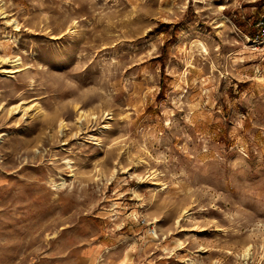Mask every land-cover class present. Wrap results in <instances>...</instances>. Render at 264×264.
<instances>
[{
  "label": "rangeland",
  "instance_id": "rangeland-1",
  "mask_svg": "<svg viewBox=\"0 0 264 264\" xmlns=\"http://www.w3.org/2000/svg\"><path fill=\"white\" fill-rule=\"evenodd\" d=\"M262 15L0 0V264H264Z\"/></svg>",
  "mask_w": 264,
  "mask_h": 264
},
{
  "label": "bare ground",
  "instance_id": "bare-ground-1",
  "mask_svg": "<svg viewBox=\"0 0 264 264\" xmlns=\"http://www.w3.org/2000/svg\"><path fill=\"white\" fill-rule=\"evenodd\" d=\"M19 59V57H16L15 59H14V61H16V60H18ZM91 116V112H82L79 116H78V119H80L81 117H82V119L85 121V122H88L89 120H90V117ZM82 124V123H81ZM81 124L80 125H78V128L79 129H81ZM63 126H65L63 123H61L60 122V128H59V130L62 132V128H63ZM112 154V153H111ZM66 164H67V166L69 167V171H71L72 170V164L70 163V160L68 159V160H66ZM64 181H62L61 183H63ZM248 250H249V246H247V247H245V249H244V253H247L248 252Z\"/></svg>",
  "mask_w": 264,
  "mask_h": 264
},
{
  "label": "built area",
  "instance_id": "built-area-1",
  "mask_svg": "<svg viewBox=\"0 0 264 264\" xmlns=\"http://www.w3.org/2000/svg\"><path fill=\"white\" fill-rule=\"evenodd\" d=\"M259 26H260L259 36L261 37V39L264 40V15L261 16Z\"/></svg>",
  "mask_w": 264,
  "mask_h": 264
},
{
  "label": "trees",
  "instance_id": "trees-1",
  "mask_svg": "<svg viewBox=\"0 0 264 264\" xmlns=\"http://www.w3.org/2000/svg\"><path fill=\"white\" fill-rule=\"evenodd\" d=\"M251 36H253V33L250 31Z\"/></svg>",
  "mask_w": 264,
  "mask_h": 264
}]
</instances>
